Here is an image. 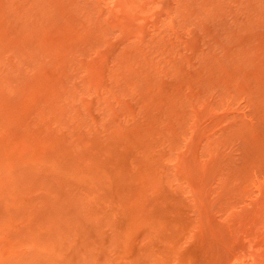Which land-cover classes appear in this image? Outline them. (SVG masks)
<instances>
[{"label": "rangeland", "instance_id": "rangeland-1", "mask_svg": "<svg viewBox=\"0 0 264 264\" xmlns=\"http://www.w3.org/2000/svg\"><path fill=\"white\" fill-rule=\"evenodd\" d=\"M0 264H264V0H0Z\"/></svg>", "mask_w": 264, "mask_h": 264}]
</instances>
